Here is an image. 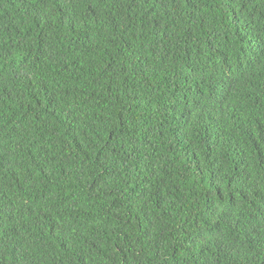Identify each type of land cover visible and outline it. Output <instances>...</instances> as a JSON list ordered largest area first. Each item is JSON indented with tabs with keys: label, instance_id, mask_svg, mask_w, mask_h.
<instances>
[{
	"label": "trees",
	"instance_id": "trees-1",
	"mask_svg": "<svg viewBox=\"0 0 264 264\" xmlns=\"http://www.w3.org/2000/svg\"><path fill=\"white\" fill-rule=\"evenodd\" d=\"M0 264H264V0H0Z\"/></svg>",
	"mask_w": 264,
	"mask_h": 264
}]
</instances>
